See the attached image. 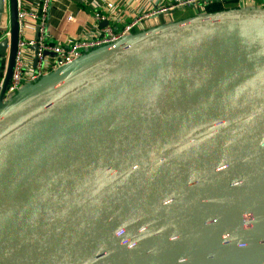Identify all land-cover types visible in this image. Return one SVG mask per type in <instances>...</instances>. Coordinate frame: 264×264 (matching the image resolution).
Returning a JSON list of instances; mask_svg holds the SVG:
<instances>
[{"label": "water", "instance_id": "obj_1", "mask_svg": "<svg viewBox=\"0 0 264 264\" xmlns=\"http://www.w3.org/2000/svg\"><path fill=\"white\" fill-rule=\"evenodd\" d=\"M10 4L0 264H264V9L133 33L4 100Z\"/></svg>", "mask_w": 264, "mask_h": 264}, {"label": "built area", "instance_id": "obj_2", "mask_svg": "<svg viewBox=\"0 0 264 264\" xmlns=\"http://www.w3.org/2000/svg\"><path fill=\"white\" fill-rule=\"evenodd\" d=\"M222 2L226 8H261L264 9V0H171L165 3L158 0L150 8H142L140 12L122 28L118 29L111 24L99 28L94 35H83L75 39L64 42L50 43L48 34V13L53 0H37V5L30 6L24 0L17 1V18L19 22V34L25 32L27 28H33L26 22V17L39 20V37L36 40L24 41L19 39L18 48L15 55L13 70L9 82L5 86L4 100L15 96L26 86L35 83L47 74L73 63L84 54L106 44L161 24L170 23L176 20L175 14L186 8H193L195 14H205L208 7L215 3ZM96 18L101 22L110 18L100 12L96 13ZM120 15L113 16L115 22L119 21ZM10 36L7 29L0 30V41ZM38 45L35 51V62L32 66L27 58L25 49ZM4 77L0 78V92L4 85Z\"/></svg>", "mask_w": 264, "mask_h": 264}, {"label": "crops", "instance_id": "obj_3", "mask_svg": "<svg viewBox=\"0 0 264 264\" xmlns=\"http://www.w3.org/2000/svg\"><path fill=\"white\" fill-rule=\"evenodd\" d=\"M10 1L11 0H8V6H11ZM24 1L28 2L30 6L37 3V0ZM157 1L158 0H53L48 13L47 27L49 41L50 43H57L75 39L86 34L94 35L99 28L103 27V21L100 22L96 18L97 12L109 17V24L120 29L125 23L130 22L142 8H150L154 6ZM163 1L165 3L171 2V0ZM186 11L190 12L185 13ZM192 11L194 12L195 10L193 8H186L181 12H177L175 16H177V20L183 19L193 15ZM114 14L116 16H121L119 21L115 22V20H113ZM26 22L33 26V28H27L24 33L19 34V39L24 41L36 40L39 34V20L26 17ZM1 29H7L11 32V23L9 22L7 24V22L3 20L0 25V30ZM25 53L29 63L34 66V49L27 47ZM7 64L8 60L1 64L0 74L2 73V75H0V78L6 72Z\"/></svg>", "mask_w": 264, "mask_h": 264}, {"label": "trees", "instance_id": "obj_4", "mask_svg": "<svg viewBox=\"0 0 264 264\" xmlns=\"http://www.w3.org/2000/svg\"><path fill=\"white\" fill-rule=\"evenodd\" d=\"M225 8L226 7L222 4V2H215L208 7V11L214 12V11H219Z\"/></svg>", "mask_w": 264, "mask_h": 264}, {"label": "rangeland", "instance_id": "obj_5", "mask_svg": "<svg viewBox=\"0 0 264 264\" xmlns=\"http://www.w3.org/2000/svg\"><path fill=\"white\" fill-rule=\"evenodd\" d=\"M189 10V9H188ZM190 11H186L185 13H189ZM193 14H195L193 11H192ZM180 16V15H179ZM176 20H177V16H175Z\"/></svg>", "mask_w": 264, "mask_h": 264}]
</instances>
